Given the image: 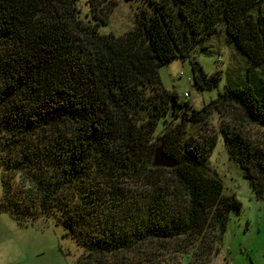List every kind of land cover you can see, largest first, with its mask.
I'll use <instances>...</instances> for the list:
<instances>
[{"label": "trees", "instance_id": "obj_1", "mask_svg": "<svg viewBox=\"0 0 264 264\" xmlns=\"http://www.w3.org/2000/svg\"><path fill=\"white\" fill-rule=\"evenodd\" d=\"M78 2L0 0V165L19 183L15 193L2 179L0 211L21 226L56 215L84 249L76 264H134L144 245L210 264L240 203L209 169L216 135L186 125L223 110L261 131L221 134L264 200V76L258 86L225 84L196 111L162 87L159 68L189 60L194 87L216 89L220 72L208 77L190 50L221 26L252 65H264L262 0H147L121 36L99 33L112 1L89 0L86 23ZM157 146L175 168L152 167Z\"/></svg>", "mask_w": 264, "mask_h": 264}, {"label": "rangeland", "instance_id": "obj_2", "mask_svg": "<svg viewBox=\"0 0 264 264\" xmlns=\"http://www.w3.org/2000/svg\"><path fill=\"white\" fill-rule=\"evenodd\" d=\"M109 1L114 6L107 25L99 27V33L103 35L125 34L135 26L138 8H148L144 3L147 0ZM88 3L89 0H79L77 3L83 23L92 21L93 14ZM190 60L198 63L208 77L220 72L216 89L199 91L194 87L189 60L173 59L159 68V77L166 91H174L180 101L190 103L196 111L214 100L225 84L243 86L246 82H252L258 86L259 79L264 76V65L254 66L240 54L228 40L223 26L206 41L191 48ZM185 92L189 94L187 101L183 96ZM204 120L199 124H187L186 131L188 134L216 135V144L208 158L209 169L222 181L224 194L233 196L240 203V208H232L229 212L219 252L212 257L210 264H264V200L256 199L241 168L229 159L221 134L225 126L238 128L255 139L261 137V131L242 122L233 111H211ZM2 167L0 165V199L3 194L2 179L8 181L6 185H13L12 191L19 192V183L13 179L15 177H9ZM124 185L131 186L128 183ZM134 188V191L142 190V185ZM56 214L61 215L59 212ZM52 217L38 218L21 226L7 213L0 211V264H76L84 253L83 247L71 234L67 235V230L56 220V215ZM177 257L169 254L165 247L144 245L131 254L129 260L134 264H186L188 261L184 257L179 263Z\"/></svg>", "mask_w": 264, "mask_h": 264}, {"label": "water", "instance_id": "obj_3", "mask_svg": "<svg viewBox=\"0 0 264 264\" xmlns=\"http://www.w3.org/2000/svg\"><path fill=\"white\" fill-rule=\"evenodd\" d=\"M176 165V162L164 153L162 146L156 147L152 158L153 168L173 169Z\"/></svg>", "mask_w": 264, "mask_h": 264}, {"label": "built area", "instance_id": "obj_4", "mask_svg": "<svg viewBox=\"0 0 264 264\" xmlns=\"http://www.w3.org/2000/svg\"><path fill=\"white\" fill-rule=\"evenodd\" d=\"M183 96H184V99H185V100H188V98H189V94H188L187 92H185V93L183 94Z\"/></svg>", "mask_w": 264, "mask_h": 264}]
</instances>
